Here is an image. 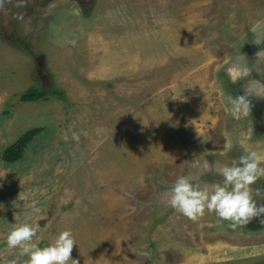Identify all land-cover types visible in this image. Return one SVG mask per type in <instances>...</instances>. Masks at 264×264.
<instances>
[{"label": "rangeland", "instance_id": "374dc122", "mask_svg": "<svg viewBox=\"0 0 264 264\" xmlns=\"http://www.w3.org/2000/svg\"><path fill=\"white\" fill-rule=\"evenodd\" d=\"M231 1L236 2L27 0L22 8L14 6L17 0L5 3L0 264L18 252L7 247L11 225L24 222L39 224L34 241L41 247L70 229L77 244L72 258L79 264H264V218L234 229L206 210L193 221L162 198L179 175L197 174L205 159L230 166L248 148L264 155V98L253 97L250 113L239 119L224 102L225 95L264 85V63L255 61L262 46L251 42L248 31L264 17L250 12L244 21V11L257 2ZM236 8L240 16L229 19ZM202 10L225 20L230 51L215 42L219 27L200 24L190 50L182 51L178 33L184 43L192 31L186 26L183 34L179 24L172 35L173 22ZM161 41L169 50L180 45L167 56L168 75L156 73L158 68L151 76H130L134 63ZM240 52L248 58L249 74L233 82L236 70L228 67ZM33 88L46 96L23 101ZM35 127L42 131L24 156L6 162L5 149ZM199 179L209 185L223 180L214 173ZM257 188L264 190V178L252 185L254 193ZM254 198L264 204V198Z\"/></svg>", "mask_w": 264, "mask_h": 264}, {"label": "clouds", "instance_id": "9594fccd", "mask_svg": "<svg viewBox=\"0 0 264 264\" xmlns=\"http://www.w3.org/2000/svg\"><path fill=\"white\" fill-rule=\"evenodd\" d=\"M12 0H0V11L5 3ZM27 0H17L15 7H26ZM15 19L23 20V14H17ZM248 31L253 34L252 43L262 47L255 53V61L264 63V21H256ZM247 39L243 37L242 45ZM247 57L240 52L232 59L236 74L233 82L249 74ZM264 98V85L250 86L243 94L224 96L228 105L226 111L236 119L246 116L252 109V98ZM230 147V145H225ZM214 173L223 178L222 183H201L200 176ZM264 178V155L253 148L245 150L238 161L230 166L227 164L209 163L205 159L195 175H179L171 188L163 193V200L177 212L195 221L205 214L214 212L221 220L228 221L232 228L243 227L255 218H264V204H257L254 197L264 198V190L257 188L253 192L252 185ZM34 212L39 208L32 206ZM264 222V219H262ZM40 231L39 224L28 222L13 223L6 236L9 249H18L12 258H4L2 264H79L72 258V251L76 244L70 229L62 230L49 244L41 247L34 241Z\"/></svg>", "mask_w": 264, "mask_h": 264}, {"label": "crops", "instance_id": "0c3cea01", "mask_svg": "<svg viewBox=\"0 0 264 264\" xmlns=\"http://www.w3.org/2000/svg\"><path fill=\"white\" fill-rule=\"evenodd\" d=\"M252 1H256L257 2V6H253V7H249L247 10L244 11V21L249 19V15H250V12H251V15H259L258 16H262L264 17V3H262L264 0H252ZM242 2H247V0H242ZM234 3L236 6H237V3H239V0H236V2H232L231 1V4ZM218 4H220L218 2ZM250 5V3H248V6ZM219 6V5H218ZM262 10V13H260ZM242 10H238L237 8L236 9H233V10H230L228 13H227V16L228 18L230 19L232 17V19L234 18L235 14L238 13V16H240V13H241ZM199 12V11H198ZM206 10H202V12H199L198 14H196L195 18L194 17H191V18H187L186 21L182 20L180 23L178 20L173 22L174 24L172 25L173 28L171 29V34L174 35V32L178 31V27H179V24H183L184 25V32L183 34L185 33V27L187 26V33L190 31L191 32V35H185V41L184 43H182L183 39L181 40V37H180V33H178V36L177 38L181 41V47L184 49H182V51L185 52V49H187L188 51L190 50L189 46H188V43H190L197 35H199V30H197L195 28L196 25L200 24L201 26H206V29L209 28L211 30V28H214L215 27H219L218 30V34H215L213 37H215V42L217 41L218 43L220 44H228L227 48H229V51H230V48H231V44H232V40L230 41V39L228 38V36L226 35V32H225V26H226V23H225V20L222 18L221 20H218V19H215L216 17V13L215 14H211V12H209L208 14L205 13ZM207 14V15H206ZM206 15L202 20H199L198 18L201 17V16H204ZM243 17L241 18V21L243 19ZM200 21V22H198ZM236 21V19H235ZM237 25H239L237 23ZM205 29V30H206ZM204 30V32H205ZM239 36V35H238ZM223 37V38H222ZM182 38L183 35H182ZM207 38H212V37H207ZM192 39V40H191ZM165 41H161L160 44L161 45H152L148 50H147V53L144 55L143 53V57H142V61L139 60L138 62L134 63V66L132 68V72L130 76H134L136 77L138 74L140 75H152L154 72L153 71H156V69L159 68V72L157 71L156 73H161V75H168V70H169V66L170 64L167 62V56L168 54H174V50L176 49V51L179 52V49H177L180 45H171L170 47V50H169V43L167 44L164 43ZM229 42V43H228ZM158 47L161 49V52L158 51ZM174 47V48H173ZM214 47L211 46L209 47V50L210 49H213ZM223 50V49H222ZM169 51H173V52H170ZM201 51V50H199ZM214 51V50H212ZM178 52H175L176 54H179ZM154 54L153 56V59L150 61V58H151V55ZM189 54V53H188ZM212 54L210 53L209 56H211ZM229 56V54H228ZM229 58V57H228ZM212 60V59H211ZM214 61V60H213ZM227 63H229V60H226ZM227 65V64H226ZM226 65L224 66L223 69L227 68ZM178 67H181V64L179 65H176L175 66V69L178 68ZM233 67V65L229 66V68ZM251 68V67H250ZM227 69V71H229ZM249 69V68H248ZM171 71H173V69H171ZM132 79V78H131ZM135 80H137L135 78Z\"/></svg>", "mask_w": 264, "mask_h": 264}, {"label": "trees", "instance_id": "16d2710c", "mask_svg": "<svg viewBox=\"0 0 264 264\" xmlns=\"http://www.w3.org/2000/svg\"><path fill=\"white\" fill-rule=\"evenodd\" d=\"M46 94H47V91H44L41 89H35V88L29 89L27 92H25L22 95V100L23 101H36V100H39L45 97ZM59 94L60 96H62V98H64L63 95H61V93ZM41 131H42V128L35 127L21 134L14 143L9 145L5 149L3 153V159L9 163H13L21 159L24 156L27 146L33 141L35 136L39 134Z\"/></svg>", "mask_w": 264, "mask_h": 264}, {"label": "flooded vegetation", "instance_id": "af4514ba", "mask_svg": "<svg viewBox=\"0 0 264 264\" xmlns=\"http://www.w3.org/2000/svg\"><path fill=\"white\" fill-rule=\"evenodd\" d=\"M264 112V111H263Z\"/></svg>", "mask_w": 264, "mask_h": 264}]
</instances>
